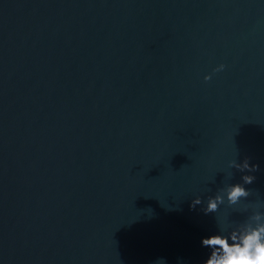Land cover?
I'll return each mask as SVG.
<instances>
[{"label":"water","instance_id":"water-1","mask_svg":"<svg viewBox=\"0 0 264 264\" xmlns=\"http://www.w3.org/2000/svg\"><path fill=\"white\" fill-rule=\"evenodd\" d=\"M254 211L264 0H0V264H203Z\"/></svg>","mask_w":264,"mask_h":264},{"label":"clouds","instance_id":"clouds-1","mask_svg":"<svg viewBox=\"0 0 264 264\" xmlns=\"http://www.w3.org/2000/svg\"><path fill=\"white\" fill-rule=\"evenodd\" d=\"M225 65L217 64L212 73L223 71ZM212 73H206L203 80L212 78ZM230 167L240 170L253 171L257 165H249L247 160L241 163L230 162ZM252 175H243V183L227 184L210 195L204 202L205 213H216L220 205H238L242 198L249 196L250 192L244 185L254 180ZM201 204L199 196L193 198L191 205ZM212 235L201 237L200 243L209 249L203 264H264V212H251L240 222H229L227 227H220Z\"/></svg>","mask_w":264,"mask_h":264}]
</instances>
